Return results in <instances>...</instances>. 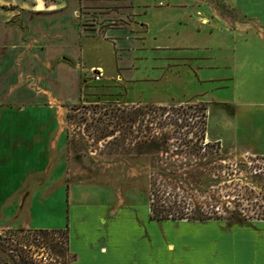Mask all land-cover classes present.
I'll use <instances>...</instances> for the list:
<instances>
[{"label":"rangeland","instance_id":"obj_1","mask_svg":"<svg viewBox=\"0 0 264 264\" xmlns=\"http://www.w3.org/2000/svg\"><path fill=\"white\" fill-rule=\"evenodd\" d=\"M68 1L78 14L111 8L137 29L156 18L180 21L205 41L197 48L214 54L207 67L202 61L138 60L137 75L157 74L154 67L164 66L167 78L116 86L93 79L96 66L107 75L114 71L100 29L88 52L91 57L95 49L97 59L69 61L80 67L88 98L62 105L42 97L8 109L1 104L3 129L28 130L31 146L0 167L2 180L22 176L21 188L0 190L4 203H14L0 205V264H68L73 194L84 188L89 195L81 198L83 204H111L122 193L137 215L150 209L152 197L157 209L175 211L188 203L189 211H217L218 220L228 223L264 219V0ZM54 64L43 67L48 71ZM37 73L15 81L14 89L25 85L41 96L42 72ZM135 110L143 112L135 121L120 119ZM10 120L20 122L8 126ZM200 137L199 142L217 143L216 153L197 154L179 145ZM161 179L165 189L163 184L156 189ZM174 198L181 202L174 205Z\"/></svg>","mask_w":264,"mask_h":264},{"label":"crops","instance_id":"obj_2","mask_svg":"<svg viewBox=\"0 0 264 264\" xmlns=\"http://www.w3.org/2000/svg\"><path fill=\"white\" fill-rule=\"evenodd\" d=\"M49 1L46 6L36 0H0V106L3 104V108L42 97L51 104L62 105L88 98L90 93L85 90L87 85L80 67L69 61L97 59L95 49L91 57L88 52L89 43L96 47L100 29V37L104 36V44L110 47L109 57L114 56V71L108 75L102 71L96 81H114L116 86L167 78L164 66L154 67L157 74L137 75L134 65L138 60L202 61L207 67L206 62L214 54L197 48L205 41L180 21L156 18L152 22H140L137 29L135 22L124 23L111 8L96 7L95 12L78 14V7L69 1L67 4V0L66 3ZM112 17L116 18L115 22L111 21ZM97 20L103 23L96 24ZM225 21L231 25L229 19ZM109 22L113 25L101 28ZM53 62L48 71L44 69V64ZM38 70L42 72L41 96L25 85L14 89L15 81L37 77ZM107 87L104 84L102 88ZM96 94L104 93L96 89ZM1 122L3 163L0 167L11 164L13 158L20 156L19 150L31 146L28 130L3 129L5 124ZM18 122L10 120L7 125ZM32 144L36 149L37 144ZM21 178L8 176L5 181L0 177V190L21 188ZM87 190L73 194L77 204L76 216L67 229V252L71 256L68 264H264V219L232 223L218 219L153 220L148 206L142 215L130 212L122 193L111 204L101 200L83 204L80 200L89 195ZM4 197L0 196V205L14 204L13 200L4 203Z\"/></svg>","mask_w":264,"mask_h":264},{"label":"trees","instance_id":"obj_3","mask_svg":"<svg viewBox=\"0 0 264 264\" xmlns=\"http://www.w3.org/2000/svg\"><path fill=\"white\" fill-rule=\"evenodd\" d=\"M159 108V107H158ZM162 108V107H160ZM143 112H139V111H136L134 112V115H131V114H128L127 116L125 115H121L120 116V119H126V122H129V121H135L136 119V116L139 117L140 115H142ZM176 123V121H175ZM203 138H196L195 140L193 139H189L187 141H180L179 142V145H184V147L186 148V150L188 151H194L195 153H199L202 152L203 155L207 154L209 151H207L208 149L211 151L210 153H216L217 151V148H218V144L217 143H210V142H199V140H202ZM199 144V145H198ZM216 147V149L214 148ZM215 151V152H213ZM164 181L163 179H161V183H157L156 184V189H159L161 188V185L160 184H165V182H162ZM153 186V183L151 184ZM160 186V187H159ZM164 189H165V186H164ZM153 190V189H152ZM163 190V189H162ZM162 190H158L160 192H162ZM165 191L163 190V193ZM151 195L154 197L155 194H154V191H151L150 192ZM176 195V194H175ZM151 200L153 201L152 197H151ZM181 199H176L174 198L173 199V204L174 205H177L175 203L177 202H181L180 201ZM151 201V204H150V219H153V220H167V219H172V220H175V219H197V220H209V219H219L221 217V214H219L217 211H207V212H199V211H189V204L188 203H184L183 207L181 209L177 208L175 209V211H171L170 209H165V208H155L154 206V203ZM38 233H42V234H46L47 231L45 229H39L37 231Z\"/></svg>","mask_w":264,"mask_h":264},{"label":"built area","instance_id":"obj_4","mask_svg":"<svg viewBox=\"0 0 264 264\" xmlns=\"http://www.w3.org/2000/svg\"><path fill=\"white\" fill-rule=\"evenodd\" d=\"M92 74H93V79L98 80L99 77L102 75V71L100 69H98V71L92 72ZM39 264H42V262H40Z\"/></svg>","mask_w":264,"mask_h":264}]
</instances>
